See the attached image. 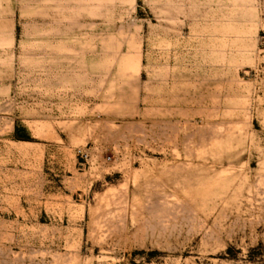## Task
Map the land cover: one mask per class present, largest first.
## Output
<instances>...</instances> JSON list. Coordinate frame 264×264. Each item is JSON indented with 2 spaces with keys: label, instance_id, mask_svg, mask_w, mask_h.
Wrapping results in <instances>:
<instances>
[{
  "label": "rangeland",
  "instance_id": "374dc122",
  "mask_svg": "<svg viewBox=\"0 0 264 264\" xmlns=\"http://www.w3.org/2000/svg\"><path fill=\"white\" fill-rule=\"evenodd\" d=\"M0 264H264V0H0Z\"/></svg>",
  "mask_w": 264,
  "mask_h": 264
}]
</instances>
